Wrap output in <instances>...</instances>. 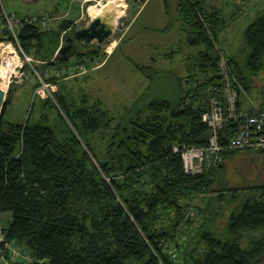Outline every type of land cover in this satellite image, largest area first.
<instances>
[{"label": "trees", "instance_id": "16d2710c", "mask_svg": "<svg viewBox=\"0 0 264 264\" xmlns=\"http://www.w3.org/2000/svg\"><path fill=\"white\" fill-rule=\"evenodd\" d=\"M165 4L172 26L176 19ZM177 21L186 46L197 50L186 59L188 76L178 79L181 95L144 106L139 98L118 113L67 87V73L46 78L59 86L55 99L36 94L42 83L35 71L63 70L72 58L87 63L77 50L71 57L60 54L76 33L75 20L64 18L52 30L39 24L22 29L21 45L33 59L25 66L32 64L37 81L27 121L5 118L13 91L0 116V214L11 216L8 238L36 260L264 264V184L258 183L264 169L245 186L219 188L225 163L192 175L174 151L176 145L207 144L210 129L202 118L213 88L221 84L224 57L237 90L241 84L249 91L252 78L264 73V11L245 31L243 60L219 46L228 26L223 9H208L203 0H179ZM97 56H91L88 68ZM138 68L151 79V67ZM239 104L243 107L240 93ZM236 130L229 122L223 144ZM246 152L264 159L261 150L223 153L227 160ZM198 198L205 202L198 208L204 217L191 232L188 210Z\"/></svg>", "mask_w": 264, "mask_h": 264}, {"label": "rangeland", "instance_id": "374dc122", "mask_svg": "<svg viewBox=\"0 0 264 264\" xmlns=\"http://www.w3.org/2000/svg\"><path fill=\"white\" fill-rule=\"evenodd\" d=\"M167 1L175 13L179 0ZM203 1L208 9L220 8L225 11L228 26L220 37L219 46L228 56H236L243 60L240 53L244 49L245 31L264 11V0ZM3 2L10 13L21 18L46 16L49 20L46 25H43V29H57L64 18L73 19L75 20L74 32L88 27L97 18L91 14L93 7L104 10L106 7L112 9L114 7L112 2L124 4L127 6L125 13L119 21H116V30L106 43L99 44L98 41H94L84 44L76 41L73 49V51H79L78 57L85 55L86 65H89L91 56L98 55L90 67L100 64L110 51H116V55L104 64V68L102 67L92 73L89 69V73L85 77L71 78V80L65 81L66 86H70L71 90L75 89L78 93L91 95L94 101L101 100L104 107L111 113L122 112L125 107L132 106L139 98H142L141 105L144 106L154 99H177L181 95L183 89L178 83V79H180L181 73H183L181 79H186L188 74L186 72L187 67H180V61L186 60V56L187 58L193 56L197 50L185 45V34L175 28L174 25L173 30L166 34L157 32L156 28L169 25L170 20L165 14V0H151L146 11L133 28L132 35L128 30V24L137 14L144 0H107L102 2L103 8L99 3L101 0L90 4H85L83 0H3ZM144 26L150 28L151 31L149 33L142 32ZM168 40L172 47L155 49L150 46L154 43L165 44V41ZM126 41L128 42L125 43ZM8 46L11 47L12 54L18 59V65L11 76L10 86L6 90L7 95L13 91V101L8 106L5 118L12 123L19 124L27 121L29 117L37 80L34 77L32 64L30 68H26L27 62L19 50L12 45ZM175 49H177L178 54L174 59L162 60L158 64L151 63V56L163 55ZM2 50L3 48L0 49V65L3 60ZM72 59L76 60V58ZM135 63L152 66L154 73H151V79H147L148 73L139 71ZM225 64H227V59ZM23 73L24 76H22ZM183 87L184 90H188L187 83L184 82ZM239 87L238 92L244 108L247 110L264 109V73L252 78L249 91L241 84ZM36 117L40 118L38 111L35 113ZM225 161L223 172H220L222 176H218L217 179L219 188H230L234 184L245 186L246 180L254 181L253 178L257 176L255 173L259 171L258 169H261L260 172L262 168L264 169V159L253 152L241 153ZM258 177V183L264 184V172H261ZM191 206L188 211L194 222L192 229H189L193 232L197 230L196 227L199 226L204 217L199 213L198 208H205V202L198 198L192 202ZM229 212L230 209L227 213ZM10 220V215L0 216V226L5 232ZM130 264L139 263L132 261Z\"/></svg>", "mask_w": 264, "mask_h": 264}, {"label": "built area", "instance_id": "2783aa9c", "mask_svg": "<svg viewBox=\"0 0 264 264\" xmlns=\"http://www.w3.org/2000/svg\"><path fill=\"white\" fill-rule=\"evenodd\" d=\"M97 0H84L90 4ZM107 0H101L106 2ZM103 8V5H102ZM48 18L26 16L21 18L10 13L0 0V49L12 45L24 60L32 63L33 59L23 50L20 42V33L28 24L46 25ZM8 44V45H7ZM1 52L2 56L6 53ZM222 62V80L219 86L213 88L212 97L207 101V110L203 114V123L210 129V137L205 145H176L174 151L179 154L184 162L188 174H202L205 171L225 163L224 151L226 150H261L264 151V109L247 110L240 107L238 90L232 83L225 64ZM65 71V72H64ZM42 86L36 91L42 98L55 99L58 85L50 83L46 78L67 73L66 79L85 77L89 73L86 64L72 60L63 70L50 67L41 72L35 71ZM25 74L23 73L22 76ZM44 76V77H43ZM229 122L236 125V133L227 143L223 144L224 131ZM1 216V214H0ZM49 264L47 260L35 259L25 248L10 240L0 226V264Z\"/></svg>", "mask_w": 264, "mask_h": 264}, {"label": "water", "instance_id": "95a60500", "mask_svg": "<svg viewBox=\"0 0 264 264\" xmlns=\"http://www.w3.org/2000/svg\"><path fill=\"white\" fill-rule=\"evenodd\" d=\"M116 30V14L111 11V8L106 7L101 16L94 19L89 28L80 30L74 37L68 36L66 39L67 44L63 45L60 49V54L65 57H71L74 53L76 41L85 43H91L98 41L99 44L106 43L114 34ZM8 92L0 87V109L1 114L4 109V105L7 102Z\"/></svg>", "mask_w": 264, "mask_h": 264}, {"label": "crops", "instance_id": "0c3cea01", "mask_svg": "<svg viewBox=\"0 0 264 264\" xmlns=\"http://www.w3.org/2000/svg\"><path fill=\"white\" fill-rule=\"evenodd\" d=\"M84 1V0H83ZM151 3V0H144V2H142L141 4V7H140V9L138 10V12H137V14L136 15H134V18L132 19V20H130V22H129V24H128V30H129V32H131L130 34L132 35V30H133V28L135 27V25L138 23V21H139V19L142 17V15L144 14V12L146 11V9H147V7L149 6V4ZM165 5V14H166V16H167V19H169L170 21H169V25L167 24V26H164V27H162V28H156V30H158L157 32H159V33H168V32H170V31H172L173 30V28H174V26H175V28H177V29H179L181 32H182V30H181V26H180V23L177 21V9H176V11H175V13L173 12L172 14H174V17H175V19H176V22H175V24H174V26L172 25V26H170V23H171V18H170V16H169V14H168V12H167V9H166V4H164ZM142 29H144L142 32H145V33H149L151 30H149L150 28H148L147 26H144V27H142ZM156 30H155V32H156ZM182 33H184V32H182ZM131 39H133L132 38V36H131ZM183 39H184V37H183ZM128 41H126L125 43H127ZM124 45V44H123ZM122 45V46H123ZM186 45V44H185ZM151 47H154L155 49H159V48H162L163 49V47H172V45H171V43L169 42V40L168 41H165V44L164 43H161V44H151L150 45ZM221 49H223V48H221ZM168 50H170V49H168ZM174 52H176L175 54H174ZM177 54H178V51H177V49H175V50H172L171 52H169V53H165V54H163V55H157L156 57L155 56H151V58H150V61H151V63L152 64H158L160 61H162V60H172V59H174L176 56H177ZM116 55V51L114 52V51H110V52H108V56H106V58H104L103 60H102V62L99 64H94L95 66H92V67H90L89 69H90V73H92V72H94V71H97V70H99V69H101L103 66H104V64L110 59H112L114 56ZM189 57V56H188ZM186 59H187V56L185 57ZM225 58V57H224ZM186 60H181L180 61V67H186V62H185ZM135 66H136V68L139 70V71H141L139 68H138V66H142V67H151L152 69H153V67L152 66H150L149 64H140V63H135ZM104 68V67H103ZM185 71V70H184ZM186 72H187V69H186ZM181 76H180V79L182 78V75H183V73H181L180 74ZM147 79H150V78H148L147 77ZM68 80H71V79H65V81L67 82ZM61 83H64L63 81L61 82ZM145 90V89H144ZM58 91H59V86H58ZM141 95V94H140ZM139 95V96H140ZM138 96V97H139Z\"/></svg>", "mask_w": 264, "mask_h": 264}, {"label": "bare ground", "instance_id": "6f19581e", "mask_svg": "<svg viewBox=\"0 0 264 264\" xmlns=\"http://www.w3.org/2000/svg\"><path fill=\"white\" fill-rule=\"evenodd\" d=\"M112 5L114 7L111 9V11H113L116 14V21H119L121 17L124 15L127 6H125L124 4H117V2H112ZM103 11L104 10L102 9L93 7L91 9V14L93 17L96 18L101 16ZM10 49H11L10 46L4 49L3 53H6V55L5 54L3 55V60L0 65V87L4 90H7L9 88L11 82V76L18 65V59L14 56V54H12V51Z\"/></svg>", "mask_w": 264, "mask_h": 264}, {"label": "flooded vegetation", "instance_id": "af4514ba", "mask_svg": "<svg viewBox=\"0 0 264 264\" xmlns=\"http://www.w3.org/2000/svg\"><path fill=\"white\" fill-rule=\"evenodd\" d=\"M89 27H90V25H89L88 27H86V28H89ZM86 28H84V29H86ZM84 29H82V30H84ZM77 32H78V31H77ZM77 32H76V33H77ZM76 33H75L72 37H74V36L76 35ZM70 36H71V35H70ZM77 41H78V40H77ZM78 42H80V41H78ZM85 42H86V41L83 40V41L80 42V43H84V44H85Z\"/></svg>", "mask_w": 264, "mask_h": 264}]
</instances>
